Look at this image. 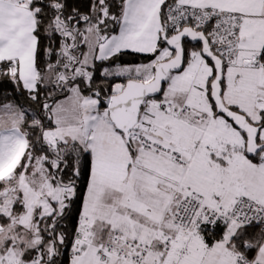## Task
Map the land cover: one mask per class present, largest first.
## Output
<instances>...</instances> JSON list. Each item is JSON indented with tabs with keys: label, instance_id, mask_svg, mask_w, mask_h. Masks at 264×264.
Listing matches in <instances>:
<instances>
[{
	"label": "snow or ice",
	"instance_id": "1",
	"mask_svg": "<svg viewBox=\"0 0 264 264\" xmlns=\"http://www.w3.org/2000/svg\"><path fill=\"white\" fill-rule=\"evenodd\" d=\"M0 264H264V0H0Z\"/></svg>",
	"mask_w": 264,
	"mask_h": 264
}]
</instances>
